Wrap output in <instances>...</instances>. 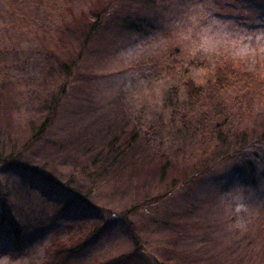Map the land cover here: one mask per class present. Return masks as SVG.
Instances as JSON below:
<instances>
[{
  "label": "rangeland",
  "instance_id": "rangeland-1",
  "mask_svg": "<svg viewBox=\"0 0 264 264\" xmlns=\"http://www.w3.org/2000/svg\"><path fill=\"white\" fill-rule=\"evenodd\" d=\"M104 1L108 0H0V52L7 55L4 61L0 58V99L6 108L0 123L13 121L9 138L0 137L8 153L11 145L19 144L20 149L24 146L32 129L38 128L46 117V109L58 96L61 87L67 85L57 119L49 133L31 148L24 159L23 170L15 171L17 175L22 172L18 176L26 178L33 170L63 182L73 169L82 165L99 172V167L90 165L81 146L68 145L65 149L59 142H66L69 133L77 139L88 131L91 136L99 137L100 132H104V125L96 122L95 110L91 109L95 106L96 111L108 116H116L122 106L131 117L129 120H133V115L139 114L141 109L150 116L159 112L168 118L162 99L167 90L165 95L168 94L170 85L178 87L173 83L177 81L173 78L176 77L173 62L180 61L186 66L207 63L212 67L235 70L242 84L230 88L222 96L223 101L231 103L228 105L233 110L228 124L240 131L253 122L259 121L261 125L264 115V0H123L117 3L114 12L131 13L133 19L141 15L154 21L156 30L152 34L151 29L150 33L153 37L137 40L135 33L115 30L116 21H113L103 37L94 40L89 47V55L87 52L85 61L80 62L82 66L76 69L80 70L79 74L67 78L50 69L48 65L55 68L59 60L47 52L54 47L57 54L54 45L59 38L57 28L62 31L60 20L70 21L68 24L75 31L85 22L86 16L93 13L91 9L95 8L96 13ZM115 40H124L127 47L119 51ZM66 47L70 49V45ZM162 50L164 58L156 54ZM72 51L65 53L64 58L73 56ZM146 55L150 58V65L154 66L152 70L157 69V65L162 66L156 77L140 75L133 69L124 71ZM178 95L185 100L181 90ZM211 108L203 100L201 105L194 107L192 114L198 117L204 111L212 112ZM217 122L219 120H215L211 127ZM177 129V124L169 125L160 134L165 146L157 149L156 154L170 159L175 166L170 175L183 183L185 178L180 176L186 168L183 159L200 148L193 140L174 145ZM202 147L204 151L208 148L215 152L221 146L219 143L213 148V142L206 141ZM222 150L219 153L224 152ZM144 157L146 155H140V158ZM69 161L74 164H67ZM219 164L221 166L217 168L212 167L209 176H202L193 183L187 181L185 188L163 200L158 208L148 206L144 213L133 217V237L124 229H114L109 237H103L99 247L81 255L82 264L106 263L134 253L136 247L144 249L160 264H264V219L261 212L264 179L259 181L261 199L258 200L252 193L253 188L248 186L247 178L231 171L226 161ZM261 164L264 175V159ZM153 167V163L147 160L143 169L140 168L142 176L129 171L120 172V175L113 172L104 182L97 184L86 179L90 186L85 189L91 192L89 203L94 206L95 201L121 212L132 205L140 206L147 197L163 194L168 182H156L152 177ZM6 170L8 168L0 165L3 172L0 178L4 184ZM144 175L149 179L147 183H144ZM83 177L78 180H85L86 173ZM18 182V187L12 185L13 193L17 189L16 194L21 196L22 191L27 190L23 187L24 180ZM7 188L12 189L10 185ZM16 194L12 195L11 210L6 219L23 227L28 220L22 216L23 202L30 212L32 204L25 203ZM41 211L40 218L46 219L48 210ZM68 217L73 221L68 219L55 229L45 231L40 240L31 241L18 254L0 246V264H57L53 261L55 251L70 240L72 244L78 240L83 223L88 225L84 230L96 228V223L86 217L79 220L71 215ZM104 219L99 218V224L104 223ZM209 257L215 260L207 263ZM78 260L68 263L79 264Z\"/></svg>",
  "mask_w": 264,
  "mask_h": 264
},
{
  "label": "trees",
  "instance_id": "trees-1",
  "mask_svg": "<svg viewBox=\"0 0 264 264\" xmlns=\"http://www.w3.org/2000/svg\"><path fill=\"white\" fill-rule=\"evenodd\" d=\"M120 1L123 0L104 1L105 3L103 2L100 9H96V13H94L95 8H92L93 13L87 15L85 18L87 21L84 19L85 22L76 27L75 31V28L71 30V26L68 24L70 21L67 19L64 21L60 20L62 31L56 25V34H58L59 38L54 45L57 54L53 51L54 47L53 50L47 52L50 56L57 57L59 60L55 68L48 65L49 68L55 69L57 73L67 78L79 74L80 70L76 69L82 66L80 62L85 61L87 52L89 55V47L94 40L103 37L104 31L107 30L113 21H116L117 27H115V30L135 33L137 40L153 37L150 33L151 29L152 34L156 30L154 21L141 17V15H137L136 19H133V14L131 13L114 12L117 9V3ZM107 35L112 38L110 34ZM115 42L119 51L127 47V44L124 45L123 43L125 42L124 40H115ZM67 45H70L68 50ZM72 49L74 55L65 59L64 54ZM165 51L167 53V50ZM162 52L163 50L161 52L157 51L156 54L164 58ZM74 56L75 58L72 59L71 57ZM44 57L47 59L45 55ZM0 58L4 61L7 55L0 52ZM150 64L149 56H142L139 61L135 62L134 66L129 65L124 71L133 69L140 75L150 76L151 74L156 77L162 71V66L157 65L155 66L157 69L152 70L154 66ZM172 64L176 66L174 72L176 77L173 78L177 80L173 81V83L178 84V87L170 85L168 94L165 95L167 90L163 95L162 107L168 118H165L164 114L159 112L150 116L141 109L139 114L133 115V120H129L131 117L124 112L122 106L118 108L119 111L116 116L111 114L109 116L102 115L101 112L96 111L97 107L95 106L91 107V109L95 110L96 122L104 125L102 127L104 132L101 131L99 137H94L88 131L83 133V136H79V139L69 133V138L65 140L66 142H62L63 140L59 142V145L65 149L68 145L81 146L82 153L90 159V165L99 167V172L91 167L82 165L79 169H73V172L63 182L56 180L52 175L44 177L45 175L42 173L33 170L31 171L32 174L26 178L18 176L22 172H19L18 175L15 172L23 170L24 159L28 156L31 148L40 142L52 128L59 115V108L64 100L63 97L66 96V84L61 87L58 96L53 99L52 104L46 109V117L42 119L38 128L32 129L29 139L23 144L24 146L21 149L19 144H14L11 145L10 153H8L4 146L5 142L0 137V145L2 146L0 150V165L8 168L6 173L3 174L5 184L0 178V217L2 219H0V246H4L7 251L18 254L31 241L40 240L45 231H50L59 226V224L65 223L70 219V217L67 218L68 215L74 216L75 220L86 217L96 223V228L84 230L88 225L83 223L84 226L79 229L78 240H75L73 244L70 240L57 248L53 257V261L57 264H69L68 262L75 259H79V264H82L80 261L81 255L85 251L90 252L93 248L99 247L103 237H109L111 232H115L114 229H124V232L133 237V217L144 213V209L148 206L151 209L158 208L163 203V200L185 188L187 181L193 183L202 176H209L210 171L221 166L219 163L223 161H226V164H230L231 171L241 175L243 179L247 178L248 186L253 188L252 193L258 200L261 199L258 185L259 181L262 182L264 179L262 164L260 165L264 159V115L260 126L258 121L253 122L244 131L237 130L236 126L228 124L233 112L232 106L228 105L229 101L222 100V96L230 88L242 84V81L238 80L237 72L229 67H212L207 63L199 66H186L179 61ZM47 73L52 75V71L49 69H47ZM175 90L177 91L174 92ZM180 90L184 93L185 100L179 97L178 92ZM203 100H206L212 106V112L207 110L198 117H194L192 114L194 107L201 105ZM237 105L235 104V106ZM5 111L4 102L0 99V117ZM10 116L8 112V117ZM215 120H219V122L214 124L215 127H211ZM11 123L13 121L8 120L0 123V136L9 138V134L13 130ZM173 124L178 125L177 135L174 136L176 138L174 139V145L185 143L186 140H193L196 142L195 144H198L197 148H200L196 152L194 150L191 151L183 159V163L185 162L186 165L180 175L185 178L183 183H180L177 178L170 175L172 168H175L170 163V159L156 154L157 149H162L161 147L165 146L160 134L164 130L166 131V127ZM206 141L208 143L213 142V148H217L220 143L221 147L219 150L224 147L225 150H222L224 152L219 153V150L213 152L208 148L204 151L202 146ZM177 154L181 155V153ZM140 155H146V157L142 159ZM147 160L148 163H153L154 165L152 177L155 178L156 182L157 180L162 183L168 182V188L163 194L147 197L140 206L132 205L121 212H116L95 201L94 204L96 205L94 206L89 203L91 192L85 189L90 186L86 179L97 184L104 182L108 176L113 175V172L116 175H120V172L129 171L142 176L140 168L142 167L143 169V164H146ZM77 161L80 163V160ZM67 164L73 165L74 162L69 161ZM108 169H111L110 172H108ZM1 173L3 172L0 171ZM84 173H86V182L85 180H78L84 178ZM243 174L246 176H242ZM144 179V183L149 181L145 175ZM19 180H24L23 187L27 190L22 191L21 196L16 194L17 189L13 193L14 187L12 188L13 184H17L18 187ZM6 183L10 185L11 190L7 188ZM72 184L76 186L72 187ZM91 191L94 192L95 190L91 189ZM15 194L22 197L26 201L25 203L32 204L30 212L23 202L25 210L23 209L22 216L28 219L23 227H19L16 223L6 219V214L11 210L10 200L12 195L14 196ZM262 207L261 212L264 219V206ZM44 208L49 213L46 219H42L39 216L40 214L42 215L40 210ZM103 217L106 221L99 224V218ZM70 220L73 221L72 219ZM136 241L137 244H140L137 239ZM135 250L134 253L124 254L117 259L114 258L109 262L100 264H160L157 259L150 257L144 249L136 247ZM209 258L210 260H207V263L215 260L212 257Z\"/></svg>",
  "mask_w": 264,
  "mask_h": 264
}]
</instances>
